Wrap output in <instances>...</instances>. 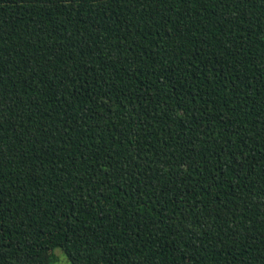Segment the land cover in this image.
<instances>
[{
	"label": "trees",
	"instance_id": "1",
	"mask_svg": "<svg viewBox=\"0 0 264 264\" xmlns=\"http://www.w3.org/2000/svg\"><path fill=\"white\" fill-rule=\"evenodd\" d=\"M264 264V0H0V264Z\"/></svg>",
	"mask_w": 264,
	"mask_h": 264
},
{
	"label": "rangeland",
	"instance_id": "2",
	"mask_svg": "<svg viewBox=\"0 0 264 264\" xmlns=\"http://www.w3.org/2000/svg\"><path fill=\"white\" fill-rule=\"evenodd\" d=\"M54 254L56 257V262L55 264H70L66 256L61 252L59 248H56L54 250Z\"/></svg>",
	"mask_w": 264,
	"mask_h": 264
}]
</instances>
